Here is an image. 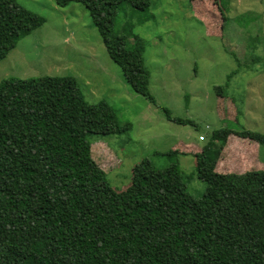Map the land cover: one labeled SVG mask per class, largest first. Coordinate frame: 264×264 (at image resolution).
<instances>
[{"label":"trees","instance_id":"trees-1","mask_svg":"<svg viewBox=\"0 0 264 264\" xmlns=\"http://www.w3.org/2000/svg\"><path fill=\"white\" fill-rule=\"evenodd\" d=\"M54 1L85 6L124 81L153 101L143 39L131 24L115 30L120 6L146 11L151 0ZM189 3L207 34L220 36L222 0ZM43 22L16 0H0V59ZM215 90L223 112L217 117L235 121L225 117L235 105L223 87ZM163 110L167 120L194 125ZM129 128L107 102H86L70 76L0 81V264H264V162L248 160L243 172L217 170L230 155L228 135L253 140L257 149L264 134L213 130L193 153L195 174L205 183L195 197L187 191L189 175L173 160L186 153L174 149L164 167L143 159L128 184L108 182L89 137Z\"/></svg>","mask_w":264,"mask_h":264},{"label":"rangeland","instance_id":"rangeland-1","mask_svg":"<svg viewBox=\"0 0 264 264\" xmlns=\"http://www.w3.org/2000/svg\"><path fill=\"white\" fill-rule=\"evenodd\" d=\"M16 1L44 22L0 59V81L67 75L86 102L103 100L113 106L130 128L121 134L89 137L92 156L106 170L112 186L128 184L132 167L143 159L164 167L169 163L165 153L174 149L186 153L173 160L183 176L189 175L187 191L199 197L205 183L195 174L193 153L213 130L225 126L264 134V0H222V8L227 9L220 36L207 34L189 0H151L146 11L120 6L115 30L121 32L122 26L131 24L143 39L153 101L124 81L83 4L61 7L54 0ZM215 86L223 87L233 100L236 109L228 106L231 112L225 117L235 121L217 117ZM224 101L229 105L228 98ZM163 108L194 125L167 120ZM219 115L223 117V112ZM255 143L228 135L230 155L217 170L243 172L249 170L248 160L264 162V145L253 149Z\"/></svg>","mask_w":264,"mask_h":264},{"label":"crops","instance_id":"crops-1","mask_svg":"<svg viewBox=\"0 0 264 264\" xmlns=\"http://www.w3.org/2000/svg\"><path fill=\"white\" fill-rule=\"evenodd\" d=\"M233 101V100H232Z\"/></svg>","mask_w":264,"mask_h":264}]
</instances>
